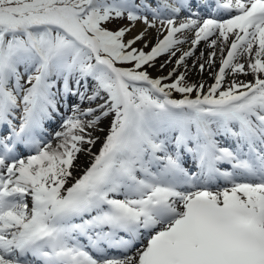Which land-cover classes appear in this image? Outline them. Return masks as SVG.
<instances>
[{
	"label": "snow or ice",
	"instance_id": "1",
	"mask_svg": "<svg viewBox=\"0 0 264 264\" xmlns=\"http://www.w3.org/2000/svg\"><path fill=\"white\" fill-rule=\"evenodd\" d=\"M0 264H264V0H0Z\"/></svg>",
	"mask_w": 264,
	"mask_h": 264
},
{
	"label": "bare ground",
	"instance_id": "2",
	"mask_svg": "<svg viewBox=\"0 0 264 264\" xmlns=\"http://www.w3.org/2000/svg\"><path fill=\"white\" fill-rule=\"evenodd\" d=\"M141 27H142L141 25H137V29H136V30H139ZM155 35H156V34H155V31H154V30H149V34H148L147 39H148L149 41L151 40V41H150L151 43H155ZM183 47H184L185 49H187V48H188V45L185 44V45H183ZM202 49H204V44H203V43H201L200 46L197 48V50H196V55H199V53H200V51H201ZM163 59H164V58H161V60L157 62V68L159 67V63L162 62ZM192 59H194V57H193V58H190V59L188 60V64H189V66H191V64H192ZM173 62H174V61H173ZM170 67H172V65H169V68H170ZM168 70H169V69L166 68V69H164L163 72H159V71H157V70H150V72H151V74H152L153 76H156V75H166ZM187 78H188V80H189L190 82H197V81H199L200 79H203V80H205V81L207 82V84H211V83H213V80L211 79V77L209 76V74H208L207 71H206L205 73H203V75L201 76L196 70H192V71H190V72L188 73V77H187ZM239 78L242 79V80H251V79H252V76H251V75H249V76H241V77H239ZM64 111H66V110H65V109H62V112H64ZM106 123H107V121L103 122L101 126L103 127ZM57 128H58V122H57V123H53V125H52V129L55 130V129H57ZM106 131H107V129L105 128V132H106ZM97 134H98V135H101V137L103 136L102 133H97ZM98 148H99V143L97 144L96 149H94V151L97 150ZM79 163H81V164H86L87 161H86L83 157H81ZM78 174H80V172H79V168H78L76 171H74V175H78Z\"/></svg>",
	"mask_w": 264,
	"mask_h": 264
},
{
	"label": "rangeland",
	"instance_id": "3",
	"mask_svg": "<svg viewBox=\"0 0 264 264\" xmlns=\"http://www.w3.org/2000/svg\"><path fill=\"white\" fill-rule=\"evenodd\" d=\"M119 23H126V21H120ZM137 25H140V24H137ZM109 27H115V24H113V25H109ZM151 41V40H150ZM151 46V45H150ZM175 94V96H179V94H177V93H174Z\"/></svg>",
	"mask_w": 264,
	"mask_h": 264
}]
</instances>
